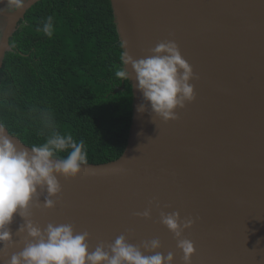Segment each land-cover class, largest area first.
Instances as JSON below:
<instances>
[{
	"label": "water",
	"instance_id": "water-1",
	"mask_svg": "<svg viewBox=\"0 0 264 264\" xmlns=\"http://www.w3.org/2000/svg\"><path fill=\"white\" fill-rule=\"evenodd\" d=\"M39 1L10 10L0 0V68L10 38ZM110 1L122 55L147 58L159 43L174 41L193 68L195 99L176 109L175 120L151 114L150 105L141 113L146 102L127 66L133 110L124 152L88 163L76 178L60 176L56 206L44 208L41 191L31 219L41 228L71 224L88 232L93 251L123 234L145 255L171 252L174 264H185L178 238L161 222V212H179L181 222L195 221L181 237L196 248L191 264H264V0ZM145 210L150 217L137 215ZM24 222L15 214V242L0 259L23 249L27 233L17 231ZM153 239L161 247L145 250Z\"/></svg>",
	"mask_w": 264,
	"mask_h": 264
},
{
	"label": "trees",
	"instance_id": "trees-1",
	"mask_svg": "<svg viewBox=\"0 0 264 264\" xmlns=\"http://www.w3.org/2000/svg\"><path fill=\"white\" fill-rule=\"evenodd\" d=\"M53 17V35L43 32ZM0 68V123L29 146L59 132L83 141L88 163L119 158L133 91L110 0H40L10 38ZM43 113L51 116L46 127ZM68 152L59 155L67 156Z\"/></svg>",
	"mask_w": 264,
	"mask_h": 264
},
{
	"label": "clouds",
	"instance_id": "clouds-1",
	"mask_svg": "<svg viewBox=\"0 0 264 264\" xmlns=\"http://www.w3.org/2000/svg\"><path fill=\"white\" fill-rule=\"evenodd\" d=\"M10 10H18L25 6V0H7ZM2 11V10H0ZM43 32L48 37L53 35V17H47ZM153 55L139 60L125 52L122 57L124 68L115 75L122 79H130L134 71L137 87L143 94L146 103L138 107L143 113L151 109L164 121L178 119L177 108L185 107L186 102L195 99L192 66L183 58L178 45L174 41L159 43L151 49ZM45 126H51L50 114L43 113ZM67 151V156L59 155ZM88 165V155L83 141L77 142L72 135L54 132L39 146L22 147L0 124V251L7 247V242H15L10 225L15 214L24 218L17 233H27L24 247L13 253L10 259H0L2 264H174V255H145L139 246L128 242L125 235L118 236L115 241L105 246L99 244L90 250L88 232L77 233L71 224H52L41 228L31 219L33 206L40 207L41 191L46 192L43 207L52 209L56 201L52 199L62 191L59 177L76 178L83 166ZM150 217L151 211L137 213ZM161 222L178 238V247L184 253L185 264H191L195 254L194 243L182 239L183 230L194 224L193 219L181 222L179 212H161ZM161 247L158 239L146 241L145 250H156Z\"/></svg>",
	"mask_w": 264,
	"mask_h": 264
}]
</instances>
